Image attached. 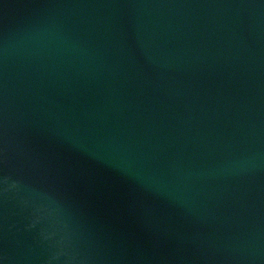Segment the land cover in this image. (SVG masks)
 <instances>
[{"label": "water", "instance_id": "obj_1", "mask_svg": "<svg viewBox=\"0 0 264 264\" xmlns=\"http://www.w3.org/2000/svg\"><path fill=\"white\" fill-rule=\"evenodd\" d=\"M0 264H264V0H0Z\"/></svg>", "mask_w": 264, "mask_h": 264}]
</instances>
